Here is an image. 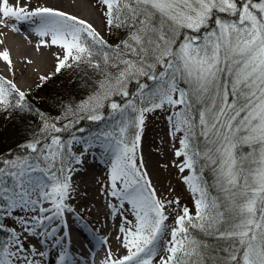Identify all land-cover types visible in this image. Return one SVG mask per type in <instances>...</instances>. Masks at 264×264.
I'll use <instances>...</instances> for the list:
<instances>
[{
  "label": "snow or ice",
  "instance_id": "6c2138e0",
  "mask_svg": "<svg viewBox=\"0 0 264 264\" xmlns=\"http://www.w3.org/2000/svg\"><path fill=\"white\" fill-rule=\"evenodd\" d=\"M89 3L116 43L81 16L0 0V37L28 23L37 52L58 49L40 81L62 70L94 77L85 99L49 116L17 84L0 38V113L39 118L19 152L0 153V264H97L71 250L66 231L69 215L83 222L74 177L90 160L106 166L100 194L116 225L115 250L94 237L98 264H264V0ZM157 111L173 157L162 167L177 170L194 213L159 195L147 171L141 141Z\"/></svg>",
  "mask_w": 264,
  "mask_h": 264
},
{
  "label": "rangeland",
  "instance_id": "374dc122",
  "mask_svg": "<svg viewBox=\"0 0 264 264\" xmlns=\"http://www.w3.org/2000/svg\"><path fill=\"white\" fill-rule=\"evenodd\" d=\"M86 2L98 17L97 29L102 35H104L105 39H107L109 43H116L117 37L110 36L108 34L102 23V17L100 14L90 6L89 0H86ZM54 68L55 63L54 65H51L50 68L46 69V71L41 75L52 73ZM75 72H80L79 74L81 75L84 74V70L82 69L62 70L60 74L53 76L52 79L47 82L40 81L39 76L37 78L27 80L25 76L18 75L15 77V80L21 89L30 91L28 99L36 109H39L49 116L55 117L60 114V108L62 105L68 103H79L88 95L86 93L83 94V92H79L78 94H75L74 97L67 96L65 98V93H70L72 95L74 94L72 89V79L75 75ZM0 74L6 75L3 71H1ZM38 84H42V87L38 88ZM134 87L135 86L132 85L133 89ZM71 97L72 99H70ZM19 115L20 114L18 113H13L10 118H6L5 114L0 113V153H8L9 150L14 149H18L17 152H19L20 149L18 145L22 144L27 138L31 136L32 128H35L39 125V118L37 116L25 114L23 117L27 118V121H31L32 123L29 122V126H24L23 124L25 123V120L22 121L24 118H19ZM148 120L149 121L146 122L147 126L142 137L140 151L142 152L144 161H147L151 164V167H148L149 169L147 170L150 174L151 180L159 195L168 198L179 196L181 203L191 208L194 213L195 209L191 203V197L186 191L184 184L181 182L177 174V170L174 167H162L163 164L168 163L173 158L171 143L168 136L169 129L164 117V113L157 111L156 113L149 114ZM101 126L102 125L100 123H96L93 126L86 127L85 129L94 131ZM145 153L148 154L147 159ZM85 167L87 169L86 171H82L74 177L78 188L82 187L83 192L80 193L81 189H78L76 197L72 201L77 212L83 218V222L78 221L72 215H69L67 218H69L70 222L73 224L79 225L81 223L83 226V224L86 223L89 229L91 223L88 222V214L90 215L92 212L101 211L107 213L105 208V199L100 194V182L106 180L107 169L106 166H104V168L101 170L102 173H99L100 175L97 176L95 175L96 173L94 174L91 171L90 164L86 165ZM84 178H90V184H86L83 180ZM170 189H174V191L170 193ZM84 193H87V195L85 196ZM86 209H90V211H86ZM90 229H92V227ZM99 247L101 250H104L103 246Z\"/></svg>",
  "mask_w": 264,
  "mask_h": 264
},
{
  "label": "bare ground",
  "instance_id": "6f19581e",
  "mask_svg": "<svg viewBox=\"0 0 264 264\" xmlns=\"http://www.w3.org/2000/svg\"><path fill=\"white\" fill-rule=\"evenodd\" d=\"M36 4H46L47 6L56 7L63 11L69 12L73 15L81 16L82 18L88 19L94 26L98 27V17L96 13L88 6L86 0H33V5ZM28 23H23L21 25V31L19 33L12 32L8 29H4L3 31L6 33V37H0L5 39L6 46H8L13 53V58L16 61V77L18 75H23L29 79H34L40 76L42 73L46 71V69L50 68L51 65H54L55 59L52 55L53 52L57 50L53 47L51 50L44 49L42 52H37L34 48V44L37 41V37L33 34L31 30V26ZM31 41V43H30ZM24 57H28L33 60V64L30 66H25L23 63ZM1 71L5 72L8 75L7 70L5 69L3 64H0V73ZM149 120H147L148 122ZM147 124V123H146ZM146 159L148 154L145 153ZM91 166V171L95 175H100L102 173V169L104 168L103 164L100 163H92L91 160L87 165ZM147 170L151 167V164L145 161ZM149 167V168H148ZM95 168V169H94ZM95 170V171H94ZM99 170V171H97ZM86 184H90V178L83 179ZM80 193L83 192L82 187L78 188ZM87 219L90 222V226L95 228L94 234L101 238L104 236H108L109 240L112 244L113 249H116V242L114 240L115 236V227L116 225L113 223L111 219L107 217V214L103 211L101 212H92L90 215H87ZM68 225L73 224L70 222L69 218H67ZM95 224H94V223ZM69 238L72 242L73 247H76L79 250L75 252V254L79 257L82 256L84 259H88L85 253H90V249L83 246L82 242L78 240L72 233H68ZM89 235V234H88ZM91 241V240H90ZM91 244H94L91 242ZM97 249V248H96ZM94 250L98 253V259L100 260L104 255V250L98 251ZM95 253V252H93Z\"/></svg>",
  "mask_w": 264,
  "mask_h": 264
},
{
  "label": "trees",
  "instance_id": "16d2710c",
  "mask_svg": "<svg viewBox=\"0 0 264 264\" xmlns=\"http://www.w3.org/2000/svg\"><path fill=\"white\" fill-rule=\"evenodd\" d=\"M110 37V36H109ZM113 38V37H112ZM110 38V39H112ZM113 41V40H111ZM83 70V69H82ZM80 73V72H79ZM78 72H75V75L73 76V79H72V89L74 91V94H68V93H65L66 96H72L74 97L75 94H78L79 92H83V94H89L90 92V87H91V83H92V79H94V77H92L91 79L89 78L91 76V73L89 72V75L88 76H85L84 74H79ZM55 79V78H54ZM132 87V86H131ZM72 97L70 99H72ZM20 117L19 118H24L23 116L19 115ZM25 120V123L23 124L24 126H29V122L31 121H27V118H24L22 119V121ZM32 123V122H31ZM94 124H96L95 122H90V121H87V120H84L81 122V125L82 127L86 128V127H89V126H93ZM14 151H18V149H14ZM209 178H210V174H209ZM0 235H3L2 233H0Z\"/></svg>",
  "mask_w": 264,
  "mask_h": 264
}]
</instances>
